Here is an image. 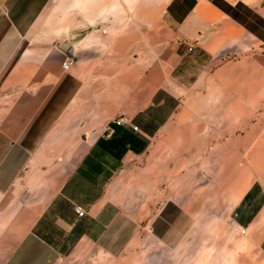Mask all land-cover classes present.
<instances>
[{
  "label": "crops",
  "instance_id": "1",
  "mask_svg": "<svg viewBox=\"0 0 264 264\" xmlns=\"http://www.w3.org/2000/svg\"><path fill=\"white\" fill-rule=\"evenodd\" d=\"M0 264H264V0H0Z\"/></svg>",
  "mask_w": 264,
  "mask_h": 264
},
{
  "label": "built area",
  "instance_id": "2",
  "mask_svg": "<svg viewBox=\"0 0 264 264\" xmlns=\"http://www.w3.org/2000/svg\"><path fill=\"white\" fill-rule=\"evenodd\" d=\"M62 68H63L64 70H66V69L68 68V61H67V60L64 61V62H62ZM112 123H113L115 126L131 125V124H130V120H129V118L126 117V116H124V115H120V116L114 118V120L112 121ZM131 128H132L134 131L137 130V127H136V126H131ZM75 212H76V214H77L78 217H81V216H83V214H84V210H83V208H82V207H79V206H77V207L75 208ZM240 232L243 233L244 230H241Z\"/></svg>",
  "mask_w": 264,
  "mask_h": 264
},
{
  "label": "trees",
  "instance_id": "3",
  "mask_svg": "<svg viewBox=\"0 0 264 264\" xmlns=\"http://www.w3.org/2000/svg\"><path fill=\"white\" fill-rule=\"evenodd\" d=\"M220 7H222V9H224L226 12H228V13H230L233 17H235V18H238V13L236 12V10H235V8H232V7H230V6H228V5H225L224 6V4H221V2L220 1H217L216 2ZM238 7L240 6V7H243L242 5H237ZM248 12V11H247Z\"/></svg>",
  "mask_w": 264,
  "mask_h": 264
},
{
  "label": "rangeland",
  "instance_id": "4",
  "mask_svg": "<svg viewBox=\"0 0 264 264\" xmlns=\"http://www.w3.org/2000/svg\"><path fill=\"white\" fill-rule=\"evenodd\" d=\"M242 247H244V245H242Z\"/></svg>",
  "mask_w": 264,
  "mask_h": 264
}]
</instances>
